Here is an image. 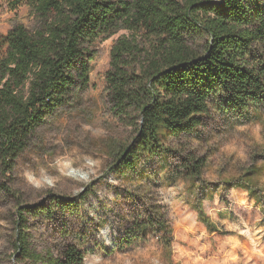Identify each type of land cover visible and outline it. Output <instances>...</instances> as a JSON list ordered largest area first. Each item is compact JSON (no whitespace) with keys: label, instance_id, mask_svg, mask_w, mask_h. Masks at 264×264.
<instances>
[{"label":"trees","instance_id":"16d2710c","mask_svg":"<svg viewBox=\"0 0 264 264\" xmlns=\"http://www.w3.org/2000/svg\"><path fill=\"white\" fill-rule=\"evenodd\" d=\"M23 5L34 11L37 27L15 25L1 44L0 168L5 175L15 170L36 132L90 87L97 43L121 31L129 35L112 46L106 92L110 112L132 136L109 145L110 170L129 186L138 184V196L143 187L151 192L147 168L159 160L171 164L177 158V175L200 180L207 159L194 152L185 156L181 140L203 128L213 112L240 116L264 107V0L10 3L12 10ZM263 175L264 165L240 179L253 197L264 191ZM260 199L264 203V196ZM61 212L78 217L79 204L52 198L49 205H18V264L84 263L85 254L75 245L57 254L32 245L29 219L52 220ZM153 214L135 230L144 236L157 225L170 247L172 229L164 212ZM199 215L210 229L202 208Z\"/></svg>","mask_w":264,"mask_h":264},{"label":"rangeland","instance_id":"374dc122","mask_svg":"<svg viewBox=\"0 0 264 264\" xmlns=\"http://www.w3.org/2000/svg\"><path fill=\"white\" fill-rule=\"evenodd\" d=\"M10 3L0 0V54L2 39L15 25L33 30L38 23L29 6L12 10ZM124 35L129 32L97 43L90 87L36 132L12 173L0 168V264H18V205H49L52 198L77 202L80 215L30 218L38 252L57 254L72 244L85 254L83 264H264V191L253 197L240 182L264 165V107L240 116L217 110L181 140L185 156L194 152L207 159L200 180L177 175V158L171 164L159 160L147 168L151 192L143 187L138 196V184L129 186L111 172L109 145L132 136L110 112L106 92L111 49ZM154 209L164 212L172 229L170 247L157 225L144 236L135 230L156 217Z\"/></svg>","mask_w":264,"mask_h":264}]
</instances>
